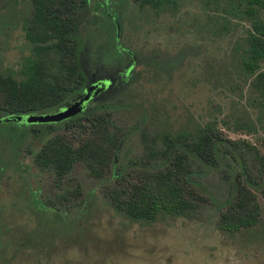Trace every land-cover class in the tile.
I'll use <instances>...</instances> for the list:
<instances>
[{
  "label": "trees",
  "instance_id": "obj_1",
  "mask_svg": "<svg viewBox=\"0 0 264 264\" xmlns=\"http://www.w3.org/2000/svg\"><path fill=\"white\" fill-rule=\"evenodd\" d=\"M110 1H106V7L104 0H30L28 15L20 16L27 52L16 69L0 70V114L52 111L72 99L85 83L80 53L87 47V54L97 62L104 57L122 67L135 61V53L116 42L119 16L117 10H109ZM131 1L158 11L173 0ZM209 1L218 12L214 21L219 17V29L226 31L229 23L247 21L243 33L234 41L231 55L236 76L246 86V100L254 116L238 125L246 131L260 128V144L264 147V0L204 3ZM98 16L101 22L103 17L106 19L102 26L104 36L93 43L94 24H100ZM4 25L13 23L0 16V28ZM182 53L165 57L142 54L139 62L147 67L172 68ZM161 57L166 62L157 65L156 60ZM124 71L110 73L113 80L109 85L72 115L26 125L23 120L2 121V162L12 158L25 134L42 136L31 160L38 170L49 173L54 197L38 200L37 191L28 189L33 201L54 209L74 203L66 199L72 189L65 185V178L78 162L92 177L106 178L103 195L107 203L130 220L187 216L200 206L213 204L217 210L216 226L221 230H237L258 222L264 210V150L248 139L228 136L212 120L149 132L143 106L134 122H116V112L135 104L119 98L137 75V71ZM136 129L141 148L127 153L124 142ZM213 172L224 184L219 195L207 186V178ZM57 187L64 200H56ZM2 253L0 239V256Z\"/></svg>",
  "mask_w": 264,
  "mask_h": 264
},
{
  "label": "rangeland",
  "instance_id": "obj_2",
  "mask_svg": "<svg viewBox=\"0 0 264 264\" xmlns=\"http://www.w3.org/2000/svg\"><path fill=\"white\" fill-rule=\"evenodd\" d=\"M115 1H110L109 10L118 11L116 42L137 56L130 66L137 75L119 96L135 104L116 112L113 119L134 122L143 106L149 132L212 120L228 136L248 139L264 150L260 128L246 131L238 125L254 116L231 55L247 21L229 23L223 31L218 28L219 17L214 21L218 13L214 3L204 0H173L158 11L131 0ZM30 9V0H0V16L13 23L0 28L2 71L16 69L27 52L20 16L28 15ZM261 15L264 17V7ZM102 19L98 16L100 24H94L93 43L104 36L106 19ZM88 49L80 53L87 74L105 76L120 66L104 57L99 62L91 59ZM178 51L183 52L182 57L172 68L139 62L142 54L165 57ZM162 58L156 60L157 65L165 64ZM30 114L23 115L25 125L40 122L29 118ZM41 139V135L25 134L12 158L0 161V264H264V210L255 224L232 231L216 226L213 204L200 206L187 216L130 220L107 203L103 195L106 178L92 177L78 162L65 178V185L72 189L66 199L75 202L60 209L36 204L29 190L37 191L38 200L54 197L49 173L38 170L31 160ZM140 148L136 129L126 138L123 150L134 153ZM207 186L218 195L224 189L214 172L208 176ZM60 190L56 188V200H64Z\"/></svg>",
  "mask_w": 264,
  "mask_h": 264
},
{
  "label": "water",
  "instance_id": "obj_3",
  "mask_svg": "<svg viewBox=\"0 0 264 264\" xmlns=\"http://www.w3.org/2000/svg\"><path fill=\"white\" fill-rule=\"evenodd\" d=\"M116 34L118 24L115 21ZM113 80L112 75L99 76L92 80L85 81L82 90L72 99L65 102L59 108L45 112H31L29 118L34 117L40 121L58 120L66 116L72 115L79 111L85 104L94 99L96 95L105 89ZM23 119V115L17 113L0 114V121H19Z\"/></svg>",
  "mask_w": 264,
  "mask_h": 264
},
{
  "label": "flooded vegetation",
  "instance_id": "obj_4",
  "mask_svg": "<svg viewBox=\"0 0 264 264\" xmlns=\"http://www.w3.org/2000/svg\"><path fill=\"white\" fill-rule=\"evenodd\" d=\"M132 62L133 61L129 62L128 64H124L122 67H117L115 70L120 71V70L123 69V70H125L127 72V71H129ZM84 71H85V69H84ZM87 73L88 72L85 71V75H86L85 81H89V80H92V79H94L96 77H99V76H92V73L91 74H87Z\"/></svg>",
  "mask_w": 264,
  "mask_h": 264
}]
</instances>
